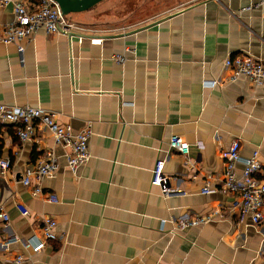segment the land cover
Here are the masks:
<instances>
[{
	"label": "crops",
	"instance_id": "crops-1",
	"mask_svg": "<svg viewBox=\"0 0 264 264\" xmlns=\"http://www.w3.org/2000/svg\"><path fill=\"white\" fill-rule=\"evenodd\" d=\"M259 1L141 0L139 11L157 8L138 16L104 0L69 17L95 34L40 29L23 42V56L0 42V104L43 108L74 132L92 126L89 162L74 175L61 157L44 179L58 197L51 202L21 179L46 151L63 148L47 129L23 142L15 125L0 122V159L12 161L0 167V205L10 217L0 220L1 264H264V219L242 220L236 194L202 193L209 177L221 188V153L234 140L237 175L257 151L264 181V83L229 82L225 67L236 55L264 62V3L241 11ZM12 19L11 7L0 8V26ZM172 135L189 144L187 155L169 147ZM162 159L169 194L152 184ZM216 209L222 215L206 224L177 227ZM44 217L56 219L58 238L34 252L23 242L43 240Z\"/></svg>",
	"mask_w": 264,
	"mask_h": 264
},
{
	"label": "built area",
	"instance_id": "built-area-1",
	"mask_svg": "<svg viewBox=\"0 0 264 264\" xmlns=\"http://www.w3.org/2000/svg\"><path fill=\"white\" fill-rule=\"evenodd\" d=\"M264 0L243 7L241 11H251L262 6ZM11 7L13 19L9 23L0 26V42L5 44H16L18 52L23 56L25 46L23 42L31 39L40 29H44L47 34L54 32H76L82 35H92L97 32L95 29L79 25L71 21L62 13L61 8L55 0H0V8ZM101 40V39H99ZM93 40V41H99ZM132 51L133 49H128ZM134 52V50H133ZM118 63L127 60L125 54L114 55ZM24 62V59L21 60ZM225 67L231 71L227 79L234 82L239 76H246L256 84L264 83V62L254 59L248 55H236L225 61ZM218 84L213 81L212 86ZM0 122L16 126V132L20 140L27 142L33 140L39 128L50 131L54 138L55 147L63 148L62 154L50 149L44 153L41 159L33 165L26 167L21 182L31 189L32 195L40 196L47 201L58 200L54 193H47L43 187L46 177L55 173L59 167V160L64 157L74 175H77L79 168L91 159L89 141L92 135V126L88 123L78 132L72 131L69 126L60 125L53 113L40 107L31 105H5L0 104ZM169 147L182 155L189 153V144L179 135H172ZM241 145L238 140H234L221 153L224 162V179L220 189L214 188L209 177L202 188V193L209 194L216 190L222 193L236 194L240 199L241 219L250 217L254 224H259L264 219V181H259L256 174L263 169V164L259 160L258 152L245 161L244 170L241 176L236 173V166L241 162ZM12 161L9 158L0 159V167L3 172L10 169ZM165 160L157 161L152 171V184L162 188L165 194L170 193L168 189V178L164 175ZM18 209L29 215L30 211L24 206L17 204ZM219 209L210 211L203 215L194 217L184 216L178 223V228L195 227L206 224L218 216H221ZM0 220L8 225L10 217L0 205ZM57 221L52 217L43 219V240L30 239L24 241L26 248H31L34 252L41 251L46 246L47 240L57 239ZM17 261H23V256L17 257ZM1 264V263H0Z\"/></svg>",
	"mask_w": 264,
	"mask_h": 264
},
{
	"label": "water",
	"instance_id": "water-1",
	"mask_svg": "<svg viewBox=\"0 0 264 264\" xmlns=\"http://www.w3.org/2000/svg\"><path fill=\"white\" fill-rule=\"evenodd\" d=\"M55 1L61 8L62 13L67 16L72 13L73 14L80 13L83 11L90 10L104 0H55ZM158 22H160V20L154 21L149 25L143 26L141 28L150 27L154 24H157ZM64 33H66L69 37H76L77 35H79V33L76 32H64Z\"/></svg>",
	"mask_w": 264,
	"mask_h": 264
},
{
	"label": "rangeland",
	"instance_id": "rangeland-1",
	"mask_svg": "<svg viewBox=\"0 0 264 264\" xmlns=\"http://www.w3.org/2000/svg\"><path fill=\"white\" fill-rule=\"evenodd\" d=\"M138 1L141 0H113V2H116L115 7L117 8H125L128 9L129 11H133L136 15L138 16H144V15H149V14H153L155 12V8L152 6V4L146 5L144 8H142L140 11L137 9V7L135 6V4H137ZM72 14L67 15V17L69 18L70 16H72Z\"/></svg>",
	"mask_w": 264,
	"mask_h": 264
}]
</instances>
